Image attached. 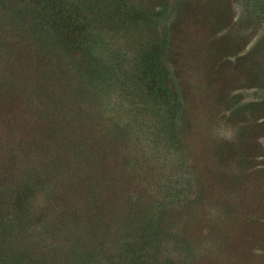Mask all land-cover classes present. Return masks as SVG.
I'll return each mask as SVG.
<instances>
[{"label":"rangeland","instance_id":"1","mask_svg":"<svg viewBox=\"0 0 264 264\" xmlns=\"http://www.w3.org/2000/svg\"><path fill=\"white\" fill-rule=\"evenodd\" d=\"M130 1L143 8L131 23L104 7L87 10L106 41L95 52L105 53L103 48H107L126 65L130 57L135 62L137 50L152 33L170 40V65L176 79L168 80L172 87L165 101L170 107L168 118H173L170 125L178 134L177 145L171 146L161 128L168 119L149 115L142 103H133L127 85L117 76L112 82L115 89L103 94L104 101L78 102L79 109L94 113L84 123L89 132H82L89 138L86 144L76 143L79 131L70 129L68 123L45 126L49 116L40 93L31 87L22 92L15 89L14 99L5 97L11 110L7 123L0 119V181L11 191L22 182L23 194H28L29 218L41 213L48 218L55 215L59 208H53L51 202L62 193L59 176L55 178L59 183L44 176L28 181L31 173H41L37 167L48 157L33 153L35 147L29 146L31 136L36 135L39 142L55 147L60 158L69 157L79 166L75 174L82 188L90 176L104 174L122 203L123 207L113 205L119 213L113 224L123 228L122 239L112 234L117 239L106 242L113 255L106 251V257L102 254L88 264L128 262L127 252L138 250L146 238L143 224L149 217L154 222L160 218L167 231L166 237L157 235L151 243L148 260L153 264H264V0ZM9 4L12 9L24 6L21 18L36 14V8L27 2L11 0ZM144 22L149 23L147 28ZM25 36L31 39L29 32ZM78 51L75 62L89 58ZM118 131L123 132L120 143L111 148L105 143L114 140ZM154 144L159 153L174 149L170 158L175 164L164 155L169 160L160 169L163 155L151 158ZM26 163L37 169L30 173ZM169 165L176 166L175 173ZM169 171L171 181L162 185ZM138 194L145 208L137 216L143 221L125 223L133 205L128 207L127 201ZM62 197L66 195L62 193ZM10 232L0 225L2 238ZM23 242L6 241L11 258L26 247L28 240ZM65 263L73 264L70 259Z\"/></svg>","mask_w":264,"mask_h":264},{"label":"trees","instance_id":"2","mask_svg":"<svg viewBox=\"0 0 264 264\" xmlns=\"http://www.w3.org/2000/svg\"><path fill=\"white\" fill-rule=\"evenodd\" d=\"M10 1L0 0V119L4 124L11 114L5 97L14 99L11 96L15 89L22 92L26 87L27 89L31 87L37 95L40 93L44 97L45 111L49 116L45 126L61 127L68 123L71 125L70 129L79 131L76 143L81 141L82 144L89 143V138L83 136L82 132L85 131L89 135L84 123L88 124V118L94 117L92 116L94 113L85 107L84 110L79 109L78 102L86 100L92 105L103 100V94L115 89L112 82L117 76L127 85V88L125 85L124 87L133 103H142L149 115L168 119L161 128L166 131L171 146L177 145L178 134L170 125L173 118H168L170 107L165 101V98H169L172 87L167 84L168 80L176 79L170 65L173 60L170 40L165 36H159V33H152L149 40L137 50L135 62L130 57L126 65L121 63V58H115L107 48H103L105 53L100 49L99 52H95L97 45L105 44L106 41L103 34H100L102 28L95 20L94 24L91 23L88 9L94 11L104 7L110 13L123 16L125 23H131L139 17L138 9L142 12L143 8L137 7L130 0H19L20 4L27 2L36 8V14L26 19L21 18L22 14L25 15L24 6L12 9ZM148 24L144 22L143 25L147 28ZM109 29L112 28L108 27ZM28 32L31 39L25 36ZM78 50L89 58H79V62H75ZM62 63H66L65 67ZM29 76L34 77L33 80L29 79ZM69 97L73 99L72 102ZM116 127L115 129H118V126ZM122 133L120 131L118 136L115 134L114 140L105 144L116 148ZM60 144L63 145L62 142ZM31 145L35 147L33 153L40 157L45 155L48 157L37 167L41 172L39 174L31 173L33 169H37L36 167L24 164L31 173L28 181L44 176L53 182L57 181L55 178L59 176L62 193L66 197L63 199L62 193H56L57 196L51 202L53 208H59L55 215L48 218L45 213H41L36 218H29L26 207L28 194H23L22 182L11 191L9 186L4 188L0 181V225L12 231L7 234V238H2L0 234V264H66L67 259L73 264H88L90 260L96 261L102 254L106 257L105 253L109 247L106 241L109 238L116 240L117 238H111L114 233L119 234L121 239L124 235L123 228L119 229V226L113 224L114 218L117 219L119 214L113 205L123 206L114 194L112 184L107 183L104 174L98 178L92 175L91 180L84 183L82 188L81 181L75 174L79 166L74 161L69 160V157L60 158L59 153L54 150L55 147L51 148L48 144L39 142L36 135L31 136L29 146ZM152 148L153 160L163 155L160 167L163 169L174 154V149L165 148L168 151L163 150L159 153L155 144ZM171 162L175 164V161ZM53 164V168H50ZM169 167L172 172H176V166ZM172 172H167L162 185L169 184L165 183V180L171 181ZM156 182L159 189L160 176ZM171 185L175 186L172 183ZM172 194L177 197L175 192ZM142 198L141 194H138L128 199L127 206L133 205L125 216V223L143 221L137 216L145 208ZM147 219L146 224H143L146 238L137 246L138 250L127 252L128 262L125 264H153V261L148 260L152 256L151 243H154L157 235L161 239L166 237L167 231L161 225L160 218L158 222H154V218L151 217ZM29 223L32 225L27 227ZM21 235L24 236L20 239ZM28 235L31 238L26 239ZM8 239L19 240L23 244V240H28V243L11 258L10 249L5 246ZM96 244L102 245L103 248H98ZM148 245L151 246V250L148 249ZM109 254L113 255L112 252Z\"/></svg>","mask_w":264,"mask_h":264}]
</instances>
